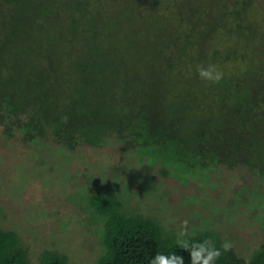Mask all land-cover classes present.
Masks as SVG:
<instances>
[{"label": "trees", "instance_id": "1", "mask_svg": "<svg viewBox=\"0 0 264 264\" xmlns=\"http://www.w3.org/2000/svg\"><path fill=\"white\" fill-rule=\"evenodd\" d=\"M144 1L0 0V264H264L263 2Z\"/></svg>", "mask_w": 264, "mask_h": 264}, {"label": "clouds", "instance_id": "2", "mask_svg": "<svg viewBox=\"0 0 264 264\" xmlns=\"http://www.w3.org/2000/svg\"><path fill=\"white\" fill-rule=\"evenodd\" d=\"M195 74L202 82L218 84L224 78V72L216 64H197ZM177 248L187 251L190 264H217L223 253L231 251L234 247L233 241L224 238L219 246L212 237L202 240H193L189 235L188 221L183 220L179 231L174 238ZM148 264H185L184 257L175 251L156 252L148 259Z\"/></svg>", "mask_w": 264, "mask_h": 264}, {"label": "rangeland", "instance_id": "3", "mask_svg": "<svg viewBox=\"0 0 264 264\" xmlns=\"http://www.w3.org/2000/svg\"><path fill=\"white\" fill-rule=\"evenodd\" d=\"M197 1H198L197 5L200 6V3H203L204 0H197ZM144 2L146 3V5H148L147 3H150V0H145ZM259 2H263V4H260L258 10H257V7H256V9H255L256 10V15L255 16L253 15V17L254 18H258V17L262 18V19H260V18L259 19L261 20L260 22H262L263 29H264V0H259ZM209 12H210V10H209ZM147 13H151V11L148 10ZM140 15L137 14V18L138 19H142V18H140ZM227 68H232V66L229 65V66H227ZM214 194H216V193H214ZM216 196H217V194H216ZM169 199H170V201H173V197H170ZM32 238H34V241H38L39 240V235H34ZM85 248H86V252L85 253L88 254L87 257H88V260L90 261V262L89 261L88 262H89V264H91L92 261L94 260V258L96 257L97 253L99 252L98 251V247L94 243H91V244L88 243Z\"/></svg>", "mask_w": 264, "mask_h": 264}]
</instances>
